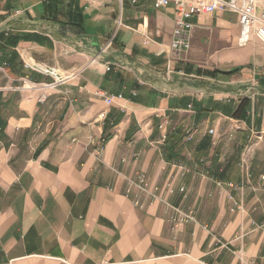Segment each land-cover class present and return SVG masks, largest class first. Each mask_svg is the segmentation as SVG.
Returning <instances> with one entry per match:
<instances>
[{
    "label": "crops",
    "instance_id": "obj_1",
    "mask_svg": "<svg viewBox=\"0 0 264 264\" xmlns=\"http://www.w3.org/2000/svg\"><path fill=\"white\" fill-rule=\"evenodd\" d=\"M174 17L0 0V264H264V42L239 45L220 11L191 18L177 54ZM40 64L68 79L46 86ZM140 173L195 220L134 206Z\"/></svg>",
    "mask_w": 264,
    "mask_h": 264
},
{
    "label": "built area",
    "instance_id": "obj_2",
    "mask_svg": "<svg viewBox=\"0 0 264 264\" xmlns=\"http://www.w3.org/2000/svg\"><path fill=\"white\" fill-rule=\"evenodd\" d=\"M156 9L172 6L175 11L173 20V38L170 48L177 54H180L190 47L189 33L193 28L191 18L196 15L210 14L220 11H230L236 14L239 24L238 44L243 46L247 44L252 37L264 42V0H151ZM135 2V0H132ZM32 68L44 75L52 78V82L46 86H55L65 82L68 77L63 76L59 69L49 65H32ZM94 94L101 97L107 104H111L114 96L106 90L96 89ZM120 97V96H118ZM44 99V95L40 100ZM209 132H213L211 129ZM132 188L136 189L133 194L132 203L134 206L142 207L141 195H148L152 201L165 203L173 213L171 221L173 225H182L195 220L191 209L181 210L179 207L170 205L160 196V187L151 186L145 175L140 173L135 179L129 180L128 187L125 190L126 195L132 193ZM167 192H173L174 188L171 182L164 186ZM179 192L184 188L179 187Z\"/></svg>",
    "mask_w": 264,
    "mask_h": 264
},
{
    "label": "rangeland",
    "instance_id": "obj_3",
    "mask_svg": "<svg viewBox=\"0 0 264 264\" xmlns=\"http://www.w3.org/2000/svg\"><path fill=\"white\" fill-rule=\"evenodd\" d=\"M104 90V89H103ZM144 174V173H143ZM145 175V174H144ZM145 177H146V175H145ZM146 179H147V177H146ZM147 181H148V179H147ZM149 182V181H148ZM150 184V183H149ZM128 187V184H127V186H126V188ZM126 188H125V190H126ZM134 190H136L135 188H132V192L134 191ZM177 207V206H176Z\"/></svg>",
    "mask_w": 264,
    "mask_h": 264
}]
</instances>
